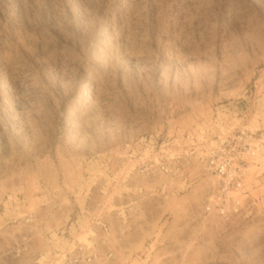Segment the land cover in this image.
I'll list each match as a JSON object with an SVG mask.
<instances>
[{
  "label": "rangeland",
  "instance_id": "obj_1",
  "mask_svg": "<svg viewBox=\"0 0 264 264\" xmlns=\"http://www.w3.org/2000/svg\"><path fill=\"white\" fill-rule=\"evenodd\" d=\"M239 132L264 0H0V264H264L263 186L206 210L201 157Z\"/></svg>",
  "mask_w": 264,
  "mask_h": 264
},
{
  "label": "built area",
  "instance_id": "obj_2",
  "mask_svg": "<svg viewBox=\"0 0 264 264\" xmlns=\"http://www.w3.org/2000/svg\"><path fill=\"white\" fill-rule=\"evenodd\" d=\"M203 167L218 180L206 210L230 217L248 215L258 197L242 202L241 195L257 185L264 187V132L259 135L233 133L205 150ZM253 169V170H251ZM66 264H90L91 252L80 247ZM84 257L79 260V257Z\"/></svg>",
  "mask_w": 264,
  "mask_h": 264
},
{
  "label": "bare ground",
  "instance_id": "obj_3",
  "mask_svg": "<svg viewBox=\"0 0 264 264\" xmlns=\"http://www.w3.org/2000/svg\"><path fill=\"white\" fill-rule=\"evenodd\" d=\"M12 20H13L14 22H16V23L19 21V19H18L16 16H13V17H12ZM16 37H17V42H18V35H16ZM5 60H6L5 62H6L7 65L17 67V64H16L12 59H10V57L7 56V57L5 58Z\"/></svg>",
  "mask_w": 264,
  "mask_h": 264
}]
</instances>
